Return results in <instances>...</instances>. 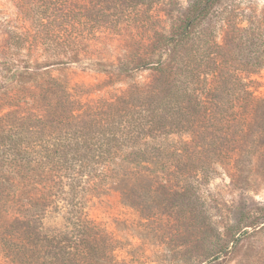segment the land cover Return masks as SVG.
<instances>
[{
    "label": "rangeland",
    "instance_id": "374dc122",
    "mask_svg": "<svg viewBox=\"0 0 264 264\" xmlns=\"http://www.w3.org/2000/svg\"><path fill=\"white\" fill-rule=\"evenodd\" d=\"M23 2L34 10L0 0L1 111L26 109L10 98L35 81L19 74L126 91L130 101L139 81L162 88L158 74H196L198 93L212 84V103L197 125L170 127L166 142L186 158L193 191L140 189L135 208L112 197L58 203L37 221L1 213L0 264H264V0ZM184 28L185 46L166 41Z\"/></svg>",
    "mask_w": 264,
    "mask_h": 264
},
{
    "label": "trees",
    "instance_id": "16d2710c",
    "mask_svg": "<svg viewBox=\"0 0 264 264\" xmlns=\"http://www.w3.org/2000/svg\"><path fill=\"white\" fill-rule=\"evenodd\" d=\"M11 1L24 14L35 8ZM9 34H16V44L23 41L17 32ZM190 40L187 28L166 39L174 47ZM160 65L145 63L137 69L157 70ZM183 67L180 61L176 69ZM19 75L32 77L35 89H18L10 98L26 109L0 110V214L37 221L58 203L75 207L112 197L135 208L140 189L182 190L181 196L195 189L196 178L183 167L186 158L170 152L166 142L174 134L170 127L192 125L199 112L208 111L211 83L205 96L198 93L196 74H158L155 82L162 88L139 81L130 101L126 91L93 90L51 74ZM157 91L164 92L162 97ZM44 238L51 244L56 239ZM62 249L67 253V246Z\"/></svg>",
    "mask_w": 264,
    "mask_h": 264
}]
</instances>
